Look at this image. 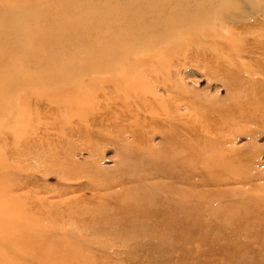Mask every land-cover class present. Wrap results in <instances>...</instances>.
<instances>
[{
	"label": "rangeland",
	"instance_id": "rangeland-1",
	"mask_svg": "<svg viewBox=\"0 0 264 264\" xmlns=\"http://www.w3.org/2000/svg\"><path fill=\"white\" fill-rule=\"evenodd\" d=\"M44 2L49 5H45ZM140 3L151 8L148 10L149 16L145 19L137 17L127 21L125 18L131 13L130 9L132 11L134 6ZM162 6L167 7L171 15L159 14L158 7ZM48 8L50 12L47 17L45 12L49 11ZM157 13L160 17H155ZM21 14H24L26 20ZM54 15H58L57 18ZM263 15L264 0H0V221L3 219L6 223L5 225L0 223V233L10 230V235L19 234L22 230L17 229L20 232H16V227L22 223L27 225L26 235H23H33L38 243L32 244L34 249L39 246H47L52 250L53 246L59 249H66L68 245L71 247L66 249L71 252V259L61 258L53 261L50 256L47 258L49 260L47 264H264V230H254L257 226H247L245 221L234 218V210L242 207L238 201L255 199L264 202ZM225 16L240 18L237 23L225 22ZM20 18H23L22 22ZM152 19L161 20V30L171 31L173 28V34L168 33L171 35L168 42H165L163 35L157 37V34H153ZM24 22L26 24H22ZM126 41H129V44ZM125 49H128L126 50L128 52H124ZM125 53L127 54L122 56ZM170 57L172 58L169 59ZM163 59L166 63L170 61V65L163 62ZM164 63L169 74L161 67ZM104 67L109 68L106 71ZM121 68L123 69L119 70ZM149 70L159 75L157 81L155 78L149 79L150 83L152 80L164 81V86L174 91L173 96L176 98L180 96L178 99L183 100L177 112L185 115V120L169 124L156 120L154 115L153 117L147 115L149 119L146 117L148 112L141 106L163 108L164 105H160L159 102H156L157 104L150 102L154 103V95L157 97L166 95L161 89L157 93L154 91L146 93L142 83L136 82L137 76L145 72L149 74ZM55 76L61 79L63 76H69L71 86L61 89L60 81L55 86ZM42 82L47 83L42 85ZM132 84L137 89L142 88V91L139 90L137 93L131 91ZM43 98L46 101H42ZM133 98L139 99L140 102L134 104ZM54 100L60 101L61 104ZM76 100L86 104L85 111L91 108L96 110L101 106L112 109L120 105L119 111L122 110L123 113L118 111L116 123L121 122L118 123L120 127L114 135L112 134L115 139L103 148L100 165L105 171L103 178L110 180L113 177H120L122 173L126 180L130 181L129 187L133 189L126 196L119 194V189L100 193H93L92 188L85 190V193L91 194L82 197V202H86L88 196L96 205L103 206L101 213L99 210L95 213L100 217L95 219L92 216L79 215L82 209L77 205L55 210L53 206L43 204L47 202L53 205L60 199L67 200L83 193H70L64 198L63 196L53 198L52 195L58 191L64 189L76 191L80 188L76 183L58 182L53 176L39 175L36 161H31L28 156L31 150L35 155L38 147L36 145L26 148V132L30 129L29 126L38 129L39 120L45 117L50 127H61L68 120L65 106ZM165 108L170 109L172 105ZM136 110L137 114L141 112L138 118ZM249 113L254 118L246 121L243 117ZM195 114L200 116L199 120ZM49 121L57 123L51 125ZM122 127L125 128L123 131ZM223 128L228 132H224ZM113 142L117 144L114 146ZM213 152L219 155L215 162H226L229 165V169L222 170L218 177L204 170L205 163L212 158ZM87 156L85 151L78 152L74 160L79 161ZM230 156H233V159ZM180 159L183 165L177 166ZM233 162H237L235 168L229 164ZM177 170L184 178L186 177V185L180 186L174 182L176 178L171 174H177ZM230 176L242 177L247 179V182L242 184L238 180L232 185L221 184L217 187L208 185L214 180L227 179ZM199 181L208 183L200 188ZM163 186L169 187L172 197H178V193L186 196L187 202L191 203L190 207H193V213L199 199L203 205L200 219L195 221L196 230L186 231L184 236H179L176 240L159 227L158 231L151 232L153 235L151 238L139 230L146 228V216L157 213L156 208L159 204L168 206V200L161 195L164 191ZM40 189L46 190L49 194L41 196L38 194ZM250 189H255L257 197L243 196L242 190ZM219 192L229 194L224 201L230 197V203L236 204L231 219L217 218L215 215L218 208L226 207L223 202L215 203V197ZM38 199H41V204H38ZM134 203L143 207L137 212H127L128 215L120 219L126 213L125 208ZM45 213H55L57 219L59 215H63L64 218L52 223L53 226L48 219L43 218ZM111 215L114 219H111ZM22 217L27 219L22 220ZM131 217L142 218L146 223H142L141 220L138 228L135 225L126 228L125 222ZM33 221L35 226L31 224ZM157 221L160 224L164 222L162 218ZM185 221L193 222L190 217H186ZM235 221L239 223L236 224ZM41 222H44V226ZM49 228L52 232L44 233L43 229ZM34 229L37 238L34 236ZM39 237L44 241H40ZM54 240L55 245L54 242L48 245ZM32 247L28 249H33ZM3 249L7 251L0 252V264H46L22 258L13 248L4 246ZM12 251L17 256L13 255Z\"/></svg>",
	"mask_w": 264,
	"mask_h": 264
},
{
	"label": "bare ground",
	"instance_id": "bare-ground-1",
	"mask_svg": "<svg viewBox=\"0 0 264 264\" xmlns=\"http://www.w3.org/2000/svg\"><path fill=\"white\" fill-rule=\"evenodd\" d=\"M110 1V0H109ZM34 3V2H33ZM45 5H49V3L46 4V2H44ZM112 3V2H111ZM40 4V2H39ZM42 4V2H41ZM108 4V2H107ZM36 6L37 3L35 4ZM33 6V4H32ZM249 6V5H248ZM35 7V6H34ZM45 7V6H44ZM135 8H133V10L131 11L130 9V14L128 15L127 13H129L128 9H127V13H124V14H127V17L125 18L127 21L129 20H133V19H136L137 17H139L140 19H145L147 18L148 15V10H151V8L149 9L148 6H145L143 3H140L139 5H135L134 6ZM155 7V6H154ZM157 8V7H156ZM155 8V9H156ZM249 8V7H248ZM38 9V7L36 8ZM25 10H28L29 9H25ZM24 10V11H25ZM49 10V8H48ZM26 11V12H28ZM43 11H44V8H43ZM154 11V10H153ZM250 11V10H249ZM50 10L45 12L46 13V16L48 17L47 14H49ZM159 14H164V16L169 13L171 15V12L169 11V9L165 6H162V7H158V11ZM262 12V11H261ZM38 14V13H37ZM41 14V13H40ZM150 14V13H149ZM153 14V13H152ZM237 14V13H235ZM251 14V13H250ZM249 14V15H250ZM253 14V13H252ZM22 15V14H21ZM24 15V14H23ZM22 15V17L24 18V16ZM44 15V13H43ZM229 15V14H228ZM241 15V14H240ZM256 15V14H255ZM5 16V15H3ZM34 16V14H33ZM53 16V14L51 15ZM58 16V15H57ZM57 16L54 15V17L57 18ZM152 16V15H151ZM158 16V13L155 17ZM248 16V15H247ZM251 16V15H250ZM264 16V15H263ZM39 17V15H38ZM37 17V18H38ZM45 17V16H44ZM43 17V18H44ZM153 17V16H152ZM160 17V16H158ZM238 16H225L224 20L225 22H232V21H235L236 23L238 22L239 18ZM245 17V16H243ZM241 17V18H243ZM249 17V16H248ZM22 18V19H23ZM50 19L53 18V17H49ZM149 18V17H148ZM162 18V17H161ZM247 18V17H246ZM7 19V18H6ZM21 18L19 19L20 22H22ZM26 20V18H24ZM42 19V18H41ZM169 19V18H168ZM223 19V18H222ZM245 19V18H244ZM34 20V19H33ZM32 20V21H33ZM111 20V19H110ZM231 20V21H229ZM242 20V19H241ZM45 21V19H44ZM46 21H49V20H46ZM135 21V20H134ZM150 21V20H148ZM160 21L161 20H154L152 19V28H153V34H157V37L158 35L160 36L163 35V37L165 38V42H168V39L171 37V35L169 34H173L174 31H171L168 29V30H161L162 27L160 26ZM194 21V19H193ZM18 22V23H20ZM18 23H15L18 25ZM143 23V22H142ZM148 23V22H147ZM146 23V24H147ZM162 23V22H161ZM195 23V22H194ZM22 24H26L25 22L22 23ZM144 24V23H143ZM149 24V23H148ZM166 24V23H164ZM193 24V23H192ZM259 24V23H258ZM21 25V23H20ZM163 25V24H162ZM181 25V24H180ZM179 25V26H180ZM239 25V24H238ZM245 25V24H244ZM261 25V24H260ZM259 25V27H260ZM166 26V25H165ZM185 26V25H184ZM256 26H258L256 24ZM167 27V26H166ZM171 27V26H170ZM258 27V28H259ZM182 28V27H181ZM185 28H187L185 26ZM17 29V28H16ZM26 29V28H25ZM145 29V28H144ZM149 29V27H148ZM165 29V28H164ZM189 29V28H188ZM242 29V28H241ZM244 29V28H243ZM252 29V28H251ZM250 29V30H251ZM125 30V29H124ZM178 30V29H177ZM177 30H175L177 32ZM190 30V29H189ZM188 30V31H189ZM237 30H238V27H237ZM245 30V29H244ZM248 30V29H246ZM140 31V30H139ZM143 31V30H142ZM152 31V30H151ZM187 31V30H186ZM187 31V32H188ZM191 31V30H190ZM239 31V30H238ZM237 31V32H238ZM254 31V30H253ZM175 32V33H176ZM192 32V31H191ZM240 32V31H239ZM245 33V31H243ZM248 32V31H247ZM128 33V32H127ZM139 33V32H138ZM142 33V32H141ZM148 33V32H147ZM169 33V34H168ZM180 33V32H179ZM183 33V32H182ZM242 33V31H241ZM260 33V32H259ZM263 33V32H262ZM150 34H152L150 32ZM152 34V35H153ZM184 34V33H183ZM125 35V34H124ZM142 35V34H141ZM139 35V36H141ZM148 35V34H147ZM146 35V36H147ZM251 35V34H250ZM264 35V34H263ZM53 36V35H52ZM106 36V35H104ZM110 36V35H109ZM155 36V35H154ZM152 36V37H154ZM254 36V35H253ZM50 37V36H49ZM135 37V36H133ZM143 37H144V34H143ZM162 37V36H161ZM250 38V36H248ZM109 38V37H108ZM131 38V37H129ZM142 38V37H141ZM149 38V37H148ZM155 38V37H154ZM244 38V37H243ZM107 39V38H105ZM113 40L115 38H112ZM120 39V38H119ZM118 39V40H119ZM132 39V38H131ZM178 39V38H177ZM126 40V38H125ZM137 40V38L135 39ZM134 40V42H136ZM139 40V39H138ZM146 39H144L145 41ZM156 42H157V39H155ZM164 40V39H163ZM175 40V39H174ZM245 40V39H244ZM243 40V41H244ZM132 41V40H131ZM143 41V42H144ZM147 41V40H146ZM152 41V40H151ZM150 41V42H151ZM159 41V40H158ZM246 41V40H245ZM127 42V41H126ZM142 42V41H141ZM142 42V43H143ZM148 42V41H147ZM154 42V43H156ZM179 42V41H178ZM190 42V41H189ZM105 43H109V42H106ZM119 43V42H118ZM117 43V45H118ZM146 43V42H145ZM152 43V44H154ZM243 43V42H242ZM250 43V42H249ZM114 44V42H113ZM111 43V45H113ZM120 44V43H119ZM127 44H129V41L127 42ZM126 44V45H127ZM136 44H139V43H136ZM135 44V45H136ZM141 44V43H140ZM150 44V43H148ZM175 44V43H174ZM109 45V44H108ZM116 45V44H114ZM121 45V44H120ZM119 45V46H120ZM124 45V44H123ZM162 45V44H161ZM160 45V46H161ZM249 45V44H248ZM110 46V45H109ZM118 46V47H119ZM128 46V45H127ZM142 46V45H141ZM191 46V45H190ZM189 46V47H190ZM264 46V45H263ZM111 47V46H110ZM117 47V46H116ZM122 47V46H121ZM122 50H124L123 48H121ZM129 47V46H128ZM127 47V48H128ZM133 47V46H132ZM148 47V46H146ZM151 47V46H150ZM183 48V47H182ZM186 48V47H185ZM132 49V48H131ZM142 48H140L141 50ZM144 49V48H143ZM119 50V48H118ZM128 49H125L124 52H128L126 51ZM160 50H161V47H160ZM164 50V49H163ZM171 50V49H170ZM173 50V49H172ZM171 50V51H172ZM242 50V49H241ZM241 50L239 51L241 53ZM131 51V50H130ZM129 51V53H131ZM136 51V50H135ZM157 51V49H156ZM185 51V49H184ZM176 52V51H175ZM174 52V53H175ZM237 52V51H236ZM245 52V51H244ZM256 52V51H254ZM128 53V54H129ZM168 53V52H167ZM179 53V52H178ZM264 53V52H263ZM120 54V53H119ZM127 53L123 54L122 56L126 55ZM138 54V52H137ZM180 54V53H179ZM185 54V52H184ZM202 54V53H201ZM243 54V53H242ZM258 54V53H257ZM121 55V54H120ZM119 55V56H120ZM171 55V54H170ZM189 55V54H188ZM203 55V54H202ZM213 55V53H212ZM241 55V54H240ZM246 55V54H245ZM260 55V54H259ZM264 55V54H263ZM128 56V55H127ZM133 56V55H131ZM173 56V55H172ZM192 56V55H191ZM216 56H217V53H216ZM215 56V57H216ZM250 56V55H249ZM157 57L158 54H157ZM185 57V56H184ZM195 57V55L193 56ZM94 58V56H93ZM160 58H164V57H160ZM172 57H170L169 59H171ZM186 58V57H185ZM205 58V57H204ZM210 58V57H209ZM259 58V57H258ZM165 59V58H164ZM163 59V62H165ZM168 59V58H167ZM174 59V58H173ZM201 59V58H200ZM218 59V58H216ZM215 59V60H216ZM73 60V59H72ZM150 60V59H149ZM161 60V59H160ZM202 60V59H201ZM204 60V59H203ZM71 61V60H69ZM177 61V60H175ZM256 61V60H255ZM151 62V61H150ZM161 62V63H163ZM215 62V61H214ZM219 62V61H217ZM81 63V62H79ZM119 63V62H117ZM133 63V62H132ZM141 63V62H140ZM166 63V62H165ZM165 63L163 65H161L163 71L167 72V66L165 65ZM180 63V62H179ZM200 63V62H199ZM216 63V62H215ZM113 64V63H112ZM143 64V63H141ZM166 64H169L170 65V61L169 63H166ZM177 64V62L175 63ZM174 64V66H175ZM87 65V64H86ZM119 65V64H118ZM121 65V64H120ZM133 65H135V63H133ZM139 65V64H137ZM145 65V64H144ZM149 65V64H148ZM151 65V63H150ZM173 65V64H172ZM171 65V66H172ZM183 65V64H182ZM209 65V64H207ZM222 65V63H221ZM107 66V65H106ZM152 66V65H151ZM177 66V65H176ZM203 66V65H201ZM211 66V65H210ZM122 67H125L122 65ZM173 67V66H172ZM109 68V67H108ZM107 67L104 69L107 71L108 69ZM159 68V67H158ZM89 69V68H88ZM123 68L119 69V70H122ZM125 69V68H124ZM136 69V68H135ZM212 70V68H211ZM227 70V69H226ZM262 70V69H261ZM105 71V73H106ZM142 71V70H141ZM140 71V72H141ZM150 71V70H149ZM160 71V69H159ZM117 72V71H116ZM124 72V71H123ZM250 72V71H249ZM252 72V71H251ZM125 73V72H124ZM147 74V72H145ZM141 74L139 76H137L135 79H136V82H141L142 83V87L144 88L145 92L146 93H150L151 91H154L155 93L158 92V90H164L166 92V95L164 97H157V95H154L153 96V102H150L151 104H155L156 102H159L160 105H164L163 108H152L151 106L152 105H148V107L146 106H141V108H146V112H148V114H146V117L147 115L149 116H152L154 115L155 119L156 120H160V121H164L166 123H171L173 124L174 121H176L177 123L180 122L182 119L185 118V115H181L177 112V108L180 106V104L183 102V100H180L178 98H176V96H173V93L174 91L172 89H170V87H167V86H164L165 82L164 81H158V82H155L156 78L159 77L158 73L157 72H153L152 70L150 71L149 74ZM91 74V73H90ZM107 74V73H106ZM118 74V73H117ZM167 74H169L167 72ZM178 74V73H177ZM94 75V74H93ZM102 75V74H101ZM100 75V77H101ZM122 75V74H121ZM131 76V75H130ZM136 76V75H135ZM177 77V75H175ZM175 76H173L175 78ZM181 76V75H180ZM106 77V76H105ZM108 77V75H107ZM118 77H121V76H118ZM117 77V78H118ZM69 76H66V77H62V79L59 77L56 78L55 76V81H54V85L57 86L59 84V81L61 82L62 84V88L61 89H67L69 88L71 85L69 84L70 83V79H68ZM154 79L155 80H152V82L150 83L149 82V79ZM162 78V77H160ZM46 79V78H45ZM110 79V78H109ZM114 78H112L113 80ZM116 79V78H115ZM119 79V78H118ZM134 79V80H135ZM44 80V79H43ZM107 81V80H105ZM110 81V80H109ZM117 81V80H116ZM157 81V80H156ZM82 82V81H81ZM95 82H97L95 80ZM100 82V81H99ZM104 82V81H103ZM47 82H42V85H45ZM101 83V82H100ZM114 83V82H113ZM112 83V85H113ZM134 83V82H133ZM117 84V82H116ZM101 85V84H100ZM111 85V83H110ZM115 86V84H114ZM113 86V87H114ZM125 86V85H124ZM133 88L131 89V91L137 93V91L140 92L142 91L140 89H137L134 84H132ZM116 87V86H115ZM127 87V86H126ZM118 88V87H117ZM128 89V88H127ZM182 89H183V86H182ZM117 90V89H116ZM108 91V90H107ZM112 91V90H111ZM128 91V90H127ZM185 91V90H184ZM183 91V92H184ZM106 92V90H105ZM110 92V91H109ZM114 92V91H113ZM119 92V90H118ZM181 92V91H180ZM249 92V91H248ZM264 92V91H263ZM112 93V92H111ZM129 93V92H127ZM153 93V92H152ZM108 94V93H106ZM120 94V93H118ZM140 94V93H139ZM180 94V93H179ZM182 94V93H181ZM115 95V93H114ZM145 95V94H144ZM148 95V94H147ZM153 95V94H152ZM183 95V94H182ZM181 95V96H182ZM263 95V94H262ZM121 96V95H120ZM126 96V95H125ZM132 96V95H131ZM138 96V95H137ZM149 96V95H148ZM98 97V96H97ZM112 97V96H111ZM117 97V96H116ZM115 97V98H116ZM122 97L123 94H122ZM128 97V96H127ZM126 97V98H127ZM151 97V96H150ZM95 98V97H94ZM102 98V96H101ZM108 98V96H107ZM120 98V97H119ZM135 98V97H134ZM132 99L134 104L138 103L139 99L138 100H135V99ZM141 98V96L139 97ZM251 98V97H250ZM100 99V98H99ZM112 99V98H111ZM131 99V98H130ZM128 99V100H130ZM148 99V98H147ZM252 99V98H251ZM257 99V97H256ZM104 100V99H103ZM102 100V101H103ZM120 100V99H119ZM123 100H125L123 98ZM122 100V101H123ZM141 100V99H140ZM144 100V98H143ZM42 101H46L43 100ZM55 101V100H54ZM84 101V100H83ZM112 103L113 101L110 100ZM108 101V103L110 102ZM118 101V99L116 100ZM115 101V102H116ZM55 102H59L58 104H61L60 101H55ZM101 102V101H100ZM119 102V101H118ZM127 102V101H126ZM129 102V101H128ZM127 102V103H128ZM140 102V101H139ZM142 102V101H141ZM144 102H146V100H144ZM95 104V102H94ZM103 104V102H102ZM106 104V103H105ZM120 104V103H119ZM143 104V103H142ZM157 104V103H156ZM188 104V103H187ZM257 104V103H256ZM91 105V104H90ZM112 105V104H111ZM129 105V104H128ZM127 107L129 108V105ZM141 105V104H140ZM159 105V106H160ZM169 105H172V108H165V106H169ZM193 105V104H192ZM250 105V104H249ZM259 105V104H258ZM85 106L86 104L84 102H80V100H76L72 103H67V105L65 106V111L66 113L68 114V120L66 121V124H63L61 127L59 128H52L48 125L47 123V120L45 117H42L41 120H39V126H38V129H36L37 127H34V126H29V130L26 132L27 135H26V148H31L33 146H36L38 147V151L37 153H35L34 155V151L32 152V150L30 152H28V156L30 157V160L31 161H36V165L39 167L37 173H39V175L43 176V177H48L49 175L50 176H53V178L58 181V182H72V183H76L78 185V187L80 189H77L76 191H71L69 189H64L63 191H58L55 195H52L53 198L55 197H59V196H63L62 198H64L65 196L67 195H70V193H79L81 192L82 195H77L75 197H72L70 199H67V200H59L56 202V204H53L52 203H43L45 205H49V206H53V208L56 209H59L61 207H64V206H73V205H77L81 210L82 213H80L79 215H83L85 217L87 216H92L93 219H95V217H100L98 214H95L98 210H99V213H101L100 210H102L103 206H99V205H96L94 202H92L90 200V198L88 199V196L87 197V200L86 202H82L81 198L82 197H85V195L87 194H91V193H85V190L88 191V189L92 188V192L94 193H100V192H103V191H108V190H117L119 189L120 190V193L119 194H122L123 196H126L133 188L132 187H129V183L130 181L129 180H126V177L125 175L123 176L122 173H120V177H113L111 178L110 180H107L105 178H103L105 176V171L104 169L101 167L100 165V162L102 160V153H103V148L108 145L110 142H112V139H115L114 137H112V134L114 135L115 131H117L120 127V123H116V116L118 115V111L121 109L120 105L119 106H115L113 107L112 109H106L107 106H101L99 108H96V110L94 108H91L92 105H91V110L89 111H85ZM100 106V105H99ZM110 106V105H109ZM133 106V105H132ZM135 106V105H134ZM161 106V107H162ZM61 107V106H60ZM186 107V105H185ZM260 107V106H258ZM131 108H134V107H131ZM136 108V107H135ZM140 108V109H141ZM194 108V107H193ZM263 108V107H261ZM94 109V110H92ZM130 109V108H129ZM139 109V108H138ZM247 109V108H246ZM259 109V108H258ZM59 110V109H58ZM124 110V109H123ZM201 110V109H200ZM225 110V108H224ZM129 111V110H128ZM134 111V110H133ZM143 111V110H141ZM191 111V110H190ZM212 111V110H210ZM227 111V110H226ZM225 111V112H226ZM262 111V110H261ZM260 111V112H261ZM120 113H122V110L119 111ZM125 113V110L123 111ZM144 112V111H143ZM231 112V111H230ZM60 113V112H59ZM133 114V112H131ZM199 113V112H198ZM207 113V112H206ZM213 113V112H212ZM123 114V113H122ZM127 115V112L125 113ZM132 114H130L132 116ZM136 114H137V110H136ZM222 114V113H220ZM135 115V114H134ZM138 115H141V112H139L136 116L138 118ZM196 115V114H195ZM82 116V117H81ZM128 116V115H127ZM148 116V117H149ZM216 116V115H215ZM214 116V117H215ZM123 117V115H122ZM121 117V119H122ZM147 117V118H148ZM196 117H198L196 115ZM200 117V116H199ZM198 117L197 120H199L200 118ZM132 118V117H131ZM210 118V117H209ZM253 115L252 114H246L243 119H245L246 121H251L253 119ZM119 119V118H118ZM129 119V118H128ZM127 119V121H128ZM149 119V118H148ZM202 119V118H201ZM126 120V119H125ZM185 120V119H184ZM205 120H206V117H205ZM38 121V120H37ZM77 121V122H76ZM126 121V123H127ZM202 121H204L202 119ZM215 121V119L213 120ZM261 121V120H260ZM60 122V121H59ZM62 122V121H61ZM124 122V121H123ZM153 124L154 121H152ZM150 122V123H152ZM188 122V120L186 121V123ZM193 122V121H192ZM195 122V121H194ZM218 122V121H217ZM216 122V123H217ZM49 123H51V125L53 124H56L57 121H49ZM63 123V122H62ZM201 123V121H200ZM206 123H207V120H206ZM125 124V122H124ZM248 124V123H247ZM251 124V122H250ZM28 125V124H27ZM183 125V124H182ZM181 125V126H182ZM187 125V124H186ZM126 126V125H125ZM146 126V125H145ZM163 126V125H162ZM168 126V125H167ZM175 126V125H174ZM178 126V125H177ZM208 126V125H207ZM210 126V125H209ZM58 127V126H57ZM144 127V126H143ZM148 127V126H147ZM159 127V126H158ZM173 128V126H171ZM176 127V126H175ZM197 127V126H196ZM212 127V126H211ZM67 128V130H66ZM157 128V127H155ZM181 128V127H180ZM202 128V127H201ZM206 128H209V127H206ZM205 128V131L207 130ZM220 128V127H219ZM228 128V127H227ZM25 129V128H24ZM125 128L122 127V131L124 130ZM169 129V128H168ZM178 129V128H177ZM192 129V128H191ZM138 130V129H137ZM131 131V130H130ZM165 131V130H164ZM169 131V130H168ZM201 131V130H200ZM223 131H224V128H223ZM134 132V131H133ZM208 132V131H207ZM211 132V131H210ZM224 132H228V131H224ZM25 133V134H26ZM169 132H167L168 134ZM170 133H171V130H170ZM174 133V132H173ZM187 133V132H186ZM213 133V132H211ZM119 134V133H118ZM166 134V135H167ZM123 135V134H122ZM187 135V134H186ZM14 136V135H13ZM139 136V135H138ZM118 137V136H117ZM116 137V138H117ZM167 137V136H166ZM25 138V136H24ZM171 138V137H170ZM173 138V137H172ZM176 138V137H175ZM180 138V137H179ZM182 138V136H181ZM204 138V137H203ZM207 138V137H206ZM208 139V138H207ZM222 139V138H221ZM22 140V139H21ZM219 140V139H218ZM170 141V140H169ZM212 141V140H211ZM229 141V140H228ZM141 143V142H140ZM187 143V142H186ZM117 143L113 142V145L115 146ZM139 144V143H138ZM169 144V143H168ZM218 144V143H217ZM213 145V144H212ZM130 146V145H129ZM215 147V146H214ZM181 148V147H180ZM218 148V147H217ZM222 148V147H221ZM27 150V149H26ZM88 154L87 157H84V158H81L79 161H76L74 160V157L75 155L78 153V152H84ZM61 153V154H60ZM63 153V154H62ZM22 155V154H21ZM221 155V153H220ZM26 156V155H24ZM223 156V155H222ZM190 157V156H189ZM211 159H208L205 163V167H204V170H208V172H210L211 174L215 175V176H219L220 173L222 172V170L224 169H229V165L226 163V162H222V163H217L215 162V159L217 157H219L218 154L216 153H212L211 154ZM228 157V155H227ZM231 157V156H230ZM233 157V156H232ZM231 157V158H232ZM236 157V156H235ZM240 157V156H238ZM23 158V157H22ZM24 159V158H23ZM233 159V158H232ZM26 160V159H25ZM24 160V161H25ZM238 160V159H237ZM235 160V161H237ZM247 160V159H246ZM184 161V160H183ZM186 161V160H185ZM240 161V160H239ZM29 163V162H28ZM237 163V162H236ZM235 162H233V164L229 163L232 167H236V164ZM177 166H182L183 165V162L182 160L180 159V162H178L176 164ZM240 164H238L239 166ZM42 166V167H40ZM237 166V167H238ZM30 167V166H29ZM150 167V165H149ZM28 168V166H27ZM30 169V168H29ZM28 169V170H29ZM178 171V170H177ZM174 178H176V183H179L180 186H183V184L186 185V177L184 178L180 172L178 171L177 174H171ZM29 177V176H28ZM52 178V177H51ZM240 181L239 183H246L247 182V179H244V178H233L232 176H230L229 178L227 179H221L219 178L218 180H214L213 183H209L208 185L209 186H215L217 187L218 185H221V184H226V185H232V184H236L237 182L236 181ZM208 182H204V183H201V181H199L198 185L200 188L206 186ZM31 186V184H29ZM169 187L167 186H163V190L161 192V195L163 197H165L167 201V203L169 202L168 206H165L164 204H159L158 207L156 208L157 209V213L155 214H149L146 216V219H147V224L145 225V229H139V230H142L146 233V237L148 236V238H151L153 235H152V231H158L157 227H159L162 231H165L166 233L170 234L171 235V238L173 239V237L175 238V240L179 237V236H184L186 234V231H193V230H196V223L195 221L196 220H199L200 219V215L201 213L203 212L202 211V203L200 202V199L199 201L197 202L198 205L194 206V209H195V213H193V207H190L191 206V203L187 202L186 200V196H182L181 194H177L178 197H172L170 195V189H168ZM31 190V189H30ZM74 190V189H73ZM255 189H250V190H242L243 192V196H245L246 198H252V196L255 198L257 197L255 195ZM46 190H38V194H41V196H45L46 194H49V192H45ZM242 192H241V195H242ZM132 194V193H131ZM97 195V194H96ZM184 195H185V192H184ZM218 196L215 197V203H221L223 202L224 204L223 205H226V207H221V208H218V210L216 211L215 215L218 217H227L228 219H231L232 218V212L234 210V207L235 205L234 204H231L230 201V197L227 201H224V199L226 197H228L227 195H229L228 193H224V192H219L217 194ZM99 198V197H98ZM59 199V198H58ZM122 201V199H121ZM237 203V201H236ZM238 203L242 204V207L234 210V218H236V220H243L247 223V226H257V228H254V230H257V231H262L264 230V202H261L259 200H255V199H250L246 202H242V201H238ZM38 204H41V199H38ZM30 205V204H29ZM76 206V207H77ZM41 207V206H40ZM143 206L138 204V203H134L132 205H129L125 208V214L120 218V219H123L125 216L128 215V213L130 212H137L138 210H140ZM32 208V207H31ZM70 208V207H69ZM102 208V209H101ZM33 209V208H32ZM43 209V208H42ZM66 209V208H64ZM68 209V208H67ZM45 210V209H44ZM72 210V209H71ZM122 210V209H121ZM40 212V211H39ZM45 212V211H44ZM67 212V211H66ZM70 212V211H68ZM128 212V213H127ZM71 213V212H70ZM40 215V214H38ZM54 214L50 213H45L43 218L45 220H49L50 221V225H53L54 222H56L57 220H61L62 218H64L63 215H59L58 216V219L56 218V216H54ZM73 216V215H71ZM121 216V215H120ZM29 217V215H28ZM34 218V214L32 216ZM68 217V216H67ZM91 217V218H92ZM113 215H111V219H114L112 218ZM141 217V216H140ZM186 217H190V219L193 221V222H190V221H185ZM41 218V219H43ZM104 218V217H103ZM163 219L164 222L160 224V222H158L157 220L158 219ZM185 218V219H184ZM24 219H27V217ZM23 217H22V220H24ZM39 219V218H38ZM66 219V218H65ZM40 220V219H39ZM38 220V221H39ZM141 220H142V223H146V221H144V219L142 218H127L126 222H125V227L128 228L135 225L137 228H138V225L141 224ZM25 221H28V220H25ZM24 221V222H25ZM37 221V220H35ZM74 221H76L74 219ZM82 221V220H81ZM30 222V221H29ZM45 222V221H44ZM43 222V223H44ZM65 222V221H64ZM70 222V221H68ZM73 222V221H72ZM89 222V221H88ZM190 222V223H189ZM0 223L2 225H5V221L2 219V221H0ZM26 223V222H25ZM33 222H31V224H33ZM42 223V222H41ZM42 223V224H43ZM48 223V222H47ZM53 223V224H52ZM78 223V222H77ZM235 223H239V221H235ZM29 224V225H31ZM38 224V223H37ZM57 224V223H56ZM12 224H9V226H11ZM35 226V224H33ZM62 225V221H61V224ZM32 226V227H34ZM38 226V225H37ZM42 226V225H41ZM44 226V224H43ZM42 226V227H43ZM54 226V225H53ZM122 226V225H121ZM48 227V226H47ZM62 227V226H61ZM85 227V226H84ZM123 227V226H122ZM35 228V227H34ZM53 228V227H51ZM56 228V226H55ZM59 228V227H58ZM57 228V229H58ZM87 228V227H85ZM242 228H245V227H242ZM17 229H19L20 231H18ZM36 229V228H35ZM35 229H34V233H35ZM37 229H40V228H37ZM89 229V228H88ZM122 229V228H121ZM151 229V230H150ZM27 231V225H24V224H20V226H17L16 227V232H20L19 234L18 233H15L16 235H10L9 232L10 230H4L0 233V252H3V250L7 251L6 249H3L4 246H6L7 248H13V250L15 249L16 253H18L22 258H30L32 260H35V261H40V262H43V263H46L47 264V258L50 256L52 257L51 260L55 261L54 259H58L60 260L61 258H64V259H71V252L66 250L68 248H71V247H66V249H59V248H56V246H53L54 249H50L48 248L47 246H39L38 248L34 249L32 246V244H34V242H36L35 244H38L37 241L35 240L34 237H32L31 235L30 236H25L26 235V231ZM44 230V233L45 232H48V231H51L52 230L49 228V229H43ZM139 230H136V231H139ZM150 230V231H149ZM37 231V230H36ZM55 231H58V230H55ZM40 232V231H39ZM50 232V233H51ZM29 233V232H28ZM38 233V232H37ZM41 233V232H40ZM44 233L42 235H44ZM49 233V232H48ZM25 234V235H23ZM30 234H31V231H30ZM126 234V233H125ZM133 235V234H132ZM240 235V234H239ZM35 237L37 236V234L35 233L34 235ZM40 236V235H39ZM45 236V235H44ZM49 236V235H48ZM173 236V237H172ZM220 236V235H219ZM241 236V235H240ZM38 237V236H37ZM36 237V238H37ZM42 237V236H41ZM46 237V236H45ZM53 236L51 235L50 238H52ZM127 237V236H126ZM133 237V236H132ZM131 237V238H132ZM48 238V237H47ZM130 238V239H131ZM134 238V237H133ZM40 241L42 240L40 237H39ZM140 239V238H139ZM154 239V238H153ZM152 239V240H153ZM50 240V239H49ZM137 240V238H136ZM142 240V239H141ZM44 241V239L42 240ZM46 241V240H45ZM59 241V240H58ZM134 241V240H133ZM39 242V240H38ZM54 242V245H55V240L52 241V242H49L48 245H50V243L53 244ZM66 242V241H64ZM150 242V241H148ZM43 243V242H42ZM41 243V245H42ZM59 243V242H58ZM183 243V242H182ZM67 244V243H66ZM124 244V243H122ZM155 245V244H154ZM33 249H28V248H31ZM153 248V247H152ZM4 251V252H5ZM77 251V250H76ZM13 252V255H15L16 253L14 251ZM74 252V251H72ZM15 253V254H14ZM10 254V253H8ZM18 255V256H19ZM1 256V254H0ZM5 256V254H4ZM17 256V255H15ZM14 256V257H15ZM9 257V256H8ZM32 257V258H31ZM89 257V255H88ZM149 257V255H148ZM2 258V257H1ZM4 258V257H3ZM11 258V257H9ZM98 258V257H96ZM19 259V258H18ZM241 259V258H240ZM5 260V259H4ZM12 262H13V258L11 259ZM23 260V259H22ZM144 260V259H143ZM7 261V259H6ZM17 261V259L15 260ZM28 261V260H27ZM97 261V260H96ZM5 262V261H4ZM19 262V261H18ZM21 263V262H20ZM23 263V262H22ZM77 263V262H76ZM97 263V262H96ZM15 264V263H14ZM24 264V263H23ZM28 264H31V263H28ZM41 264V263H40Z\"/></svg>",
	"mask_w": 264,
	"mask_h": 264
}]
</instances>
